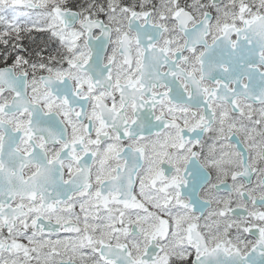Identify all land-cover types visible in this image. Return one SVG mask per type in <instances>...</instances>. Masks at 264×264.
Masks as SVG:
<instances>
[{
    "label": "snow or ice",
    "instance_id": "6c2138e0",
    "mask_svg": "<svg viewBox=\"0 0 264 264\" xmlns=\"http://www.w3.org/2000/svg\"><path fill=\"white\" fill-rule=\"evenodd\" d=\"M0 264H264V0H0Z\"/></svg>",
    "mask_w": 264,
    "mask_h": 264
}]
</instances>
